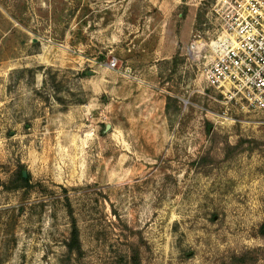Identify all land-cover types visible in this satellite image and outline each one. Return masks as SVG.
I'll list each match as a JSON object with an SVG mask.
<instances>
[{
    "label": "rangeland",
    "instance_id": "obj_1",
    "mask_svg": "<svg viewBox=\"0 0 264 264\" xmlns=\"http://www.w3.org/2000/svg\"><path fill=\"white\" fill-rule=\"evenodd\" d=\"M214 3L0 0V264H264V116L204 82Z\"/></svg>",
    "mask_w": 264,
    "mask_h": 264
},
{
    "label": "built area",
    "instance_id": "obj_2",
    "mask_svg": "<svg viewBox=\"0 0 264 264\" xmlns=\"http://www.w3.org/2000/svg\"><path fill=\"white\" fill-rule=\"evenodd\" d=\"M214 13L220 33L204 82L228 102L264 116V0H215Z\"/></svg>",
    "mask_w": 264,
    "mask_h": 264
},
{
    "label": "trees",
    "instance_id": "obj_3",
    "mask_svg": "<svg viewBox=\"0 0 264 264\" xmlns=\"http://www.w3.org/2000/svg\"><path fill=\"white\" fill-rule=\"evenodd\" d=\"M17 180H21L23 182L27 181V177L23 174L22 171H19L17 173ZM74 220V219H73ZM67 249L69 253H81L82 252V246L80 241V231L75 221H73L70 239L66 243Z\"/></svg>",
    "mask_w": 264,
    "mask_h": 264
}]
</instances>
